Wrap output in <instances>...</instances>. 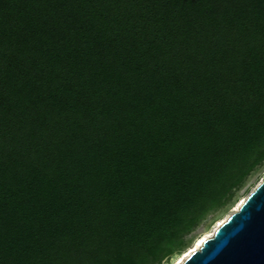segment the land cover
I'll return each mask as SVG.
<instances>
[{
  "label": "trees",
  "instance_id": "1",
  "mask_svg": "<svg viewBox=\"0 0 264 264\" xmlns=\"http://www.w3.org/2000/svg\"><path fill=\"white\" fill-rule=\"evenodd\" d=\"M262 124L264 0H0V264H162Z\"/></svg>",
  "mask_w": 264,
  "mask_h": 264
},
{
  "label": "water",
  "instance_id": "2",
  "mask_svg": "<svg viewBox=\"0 0 264 264\" xmlns=\"http://www.w3.org/2000/svg\"><path fill=\"white\" fill-rule=\"evenodd\" d=\"M181 264H264V179Z\"/></svg>",
  "mask_w": 264,
  "mask_h": 264
},
{
  "label": "rangeland",
  "instance_id": "3",
  "mask_svg": "<svg viewBox=\"0 0 264 264\" xmlns=\"http://www.w3.org/2000/svg\"><path fill=\"white\" fill-rule=\"evenodd\" d=\"M263 179L264 165L247 178L244 186L236 193L233 201L226 208L215 214L208 215L201 225L187 237L188 243L182 252L170 256L162 264H176L175 262L179 257H182L186 251L190 250L197 240L212 235L219 226V222L227 219L234 212L237 203L247 198Z\"/></svg>",
  "mask_w": 264,
  "mask_h": 264
},
{
  "label": "bare ground",
  "instance_id": "4",
  "mask_svg": "<svg viewBox=\"0 0 264 264\" xmlns=\"http://www.w3.org/2000/svg\"><path fill=\"white\" fill-rule=\"evenodd\" d=\"M244 200H245V199H243V200H241V201H239V202L237 203L234 212L238 210L239 206L241 205V203H242ZM225 220H226V219H225ZM225 220L219 222V225H221V223H223ZM218 227H219V226H218ZM216 229H217V228H216ZM216 229H215V230H216ZM213 233H214V232H213ZM212 235H213V234H212ZM212 235H209V236H207V237H204V238H201V239L197 240L196 243L194 244V246H193L190 250L186 251L182 257H179V259H178L175 263H176V264H181V263H182V262H183V261H184V260H185V259H186V258H187V257L193 252V251L198 250V249L201 247V245H202L201 242H203L204 240H206V239L212 237Z\"/></svg>",
  "mask_w": 264,
  "mask_h": 264
},
{
  "label": "snow or ice",
  "instance_id": "5",
  "mask_svg": "<svg viewBox=\"0 0 264 264\" xmlns=\"http://www.w3.org/2000/svg\"><path fill=\"white\" fill-rule=\"evenodd\" d=\"M260 147L262 149H264V124H262V127H261ZM201 243H203V242H201ZM0 244H2V241H0Z\"/></svg>",
  "mask_w": 264,
  "mask_h": 264
}]
</instances>
